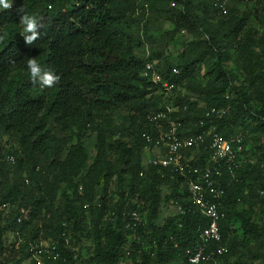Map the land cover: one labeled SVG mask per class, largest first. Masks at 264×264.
<instances>
[{
	"label": "trees",
	"instance_id": "trees-1",
	"mask_svg": "<svg viewBox=\"0 0 264 264\" xmlns=\"http://www.w3.org/2000/svg\"><path fill=\"white\" fill-rule=\"evenodd\" d=\"M217 1L169 0L167 19L174 28L160 37L149 31L148 22L145 28L141 24L139 15L146 10L143 0H16L11 10L0 11V130L16 134L21 142L20 151H7L8 156H15L14 161L4 157L0 147V205H11L7 218L0 211V256L4 253V231L9 228L16 240L26 241L24 248L29 241L42 237L41 229L43 237L52 235L61 241L62 231L71 227L74 235L80 232L91 238L95 249L91 264H121L119 257L127 237L124 224L128 220L123 209L141 210L133 201L139 193L149 220L139 225L137 233L151 243L144 248L133 241L136 249H143V264H149L156 252V264L172 259L178 264L214 263H192L187 259L195 249L197 228L205 227L209 221L189 206L187 177L158 165H146L142 156L146 134L156 131L148 114L166 110L169 99L177 109L168 115L179 119V131L204 134L199 163L209 156L210 138L206 133L212 124L224 135L241 133L243 154L250 140L264 149L260 142L264 137V27L259 32L247 25L248 15L239 21L234 14L224 19ZM239 2L257 6L264 0H230L227 14ZM22 6L25 12L43 17L41 35L32 46L26 45L20 35L23 13L18 10ZM182 30L194 37L185 41L184 48L174 56L176 37ZM138 44L143 53L136 51ZM28 57L54 70L61 77L60 83L52 88L34 83L27 70ZM147 59L162 60L159 64L164 77L176 82L172 95L157 92L158 85L143 75ZM174 67L180 73L175 74ZM199 74H207V80L200 81ZM181 87L185 91L181 92ZM123 106L136 112L124 116L128 124H133L131 127L105 123L114 110ZM211 106L228 110L221 117L205 120L204 110ZM199 119L204 123L199 124ZM94 126L100 130L94 161L87 164V152L76 160L71 148L62 159L67 141L58 142L52 130L74 129L82 135ZM114 135L119 138L113 139ZM127 135L128 142L122 139ZM69 167H84L86 171L80 178H66L62 171ZM125 169L131 175L127 189ZM142 170L145 175L140 174ZM223 172L226 175L219 209L225 216L219 221L221 240L210 242L209 251L216 250L220 243L236 251L237 245L247 246L251 239L264 246V222L257 224L246 211L237 210L239 202L246 199L245 188L250 187L254 195L259 189L264 192V158L242 163L237 180L226 170ZM115 175L121 202L107 197L108 183ZM103 180L100 205H95L91 199L96 194L94 188ZM165 203H171L175 213L158 225L155 221ZM177 204H182L183 213L176 210ZM115 206L118 216L114 222L107 215ZM88 207L93 215L91 221L86 219ZM21 215L24 220L19 223ZM233 217L240 220L244 237L240 241L231 237ZM149 228L153 231L148 232Z\"/></svg>",
	"mask_w": 264,
	"mask_h": 264
},
{
	"label": "built area",
	"instance_id": "built-area-1",
	"mask_svg": "<svg viewBox=\"0 0 264 264\" xmlns=\"http://www.w3.org/2000/svg\"><path fill=\"white\" fill-rule=\"evenodd\" d=\"M230 0H218L220 10L225 13L227 2ZM173 4V3H172ZM144 76L150 81L158 85L157 92L164 93L167 96L176 87V82L164 77V72L157 62L147 59ZM174 73H180L178 67L173 68ZM186 107V106H185ZM177 109V106L166 105V110L159 109L148 114V119L155 127L154 133H147V145L144 150H150V156L144 162L146 165H155L177 171L187 177L188 198L191 201L189 206L199 211L202 215L208 217L209 221L205 227L197 228V240L194 245V252L187 257L189 262L199 263L214 260L225 253L228 248L225 244L220 243L216 246V250L209 251V243L212 241L220 242L221 234L219 229V221L225 216L220 211V200L223 196V187L225 175L223 169L226 170L232 178L236 180L239 177L238 169L242 163L251 160L242 153L244 148V137L241 133L231 132L222 134L216 131L214 124L209 126L206 137H209V156L204 163H199L198 153L200 147L205 143V137L202 133L194 135L184 134L179 131V119H172L168 115L170 111ZM204 110V119L210 120L214 117L223 116L227 108L211 106ZM204 120L199 119V124H203ZM7 159L15 160L14 155H9ZM141 175L145 172L140 171ZM117 201V200H116ZM89 204L86 203L85 206ZM7 218L11 212V205L3 203L0 205V211ZM176 210L183 213L182 204L176 205ZM107 217L117 220V207L111 209ZM126 215L125 228L127 235L133 236L138 243L142 245L147 238H143L137 233V228L145 222V217L140 209H123ZM18 222L24 220V216H19ZM61 241L54 239L52 235L41 237L37 240H31L23 248L26 243L24 239L17 240L18 247L14 253H4L0 256V264H82V257L89 259L94 256V244L91 240L89 245L83 247L78 241L79 236L74 235L71 227L66 228L61 233ZM85 236V235H84ZM86 237V236H85ZM153 245L156 246V240L153 239ZM124 247V246H123ZM92 255V256H91ZM10 258L12 260H10ZM84 259V260H86Z\"/></svg>",
	"mask_w": 264,
	"mask_h": 264
},
{
	"label": "rangeland",
	"instance_id": "rangeland-1",
	"mask_svg": "<svg viewBox=\"0 0 264 264\" xmlns=\"http://www.w3.org/2000/svg\"><path fill=\"white\" fill-rule=\"evenodd\" d=\"M145 7V11L140 14L141 18V24L144 27L147 23V28H149V31L153 33L156 37H160L163 33H165L167 30H172L174 27L168 22L167 19V10L169 7L168 1L169 0H143ZM255 7L257 10L255 11ZM225 17L224 19H227L228 16L235 15L237 17V20L239 21L242 16L248 15L249 18L246 22L247 25L252 26L259 30V32L263 31V25H264V2L257 6H252L251 2L248 3H236L234 5V10L230 11L228 14L227 12L224 13ZM199 16H201L200 13H198ZM145 28V27H144ZM178 37H176L177 43L175 45V49L173 52L174 56H177V54L184 48L185 41L189 40L190 38L194 37L191 33L182 30L177 34ZM137 43V42H136ZM136 51L140 54L143 53V49L141 45L136 46ZM158 60V59H157ZM158 62H162V60H158ZM237 72V71H236ZM240 78L242 77L241 74H239ZM200 81L205 82L208 78L207 74H199L197 76ZM240 78L235 82L236 84L239 82ZM182 85V84H181ZM184 89L183 87L180 88V91L182 92ZM185 91V90H184ZM173 93H171L172 95ZM148 96L150 95L147 94ZM169 105L172 106L173 101L171 99L168 100ZM131 113V114H130ZM135 115L136 112L133 111L130 107L123 106L119 108L118 110H114L109 116H112V118H109L108 122L110 124H126L127 127H131L133 124H128L126 119L124 118L125 115ZM53 134L56 136V140L58 142H61L65 139L67 141V144H65L62 148V155L61 158L64 159L66 156L68 150L71 148L76 153V160H80L81 157L86 154L87 152V164H91L95 159L96 150L99 147V134L100 130L98 126H94L92 128H88L84 131L82 135H78L77 131L72 129L69 132L61 131L60 129H54L52 130ZM114 138H119L118 135H114ZM122 139L127 140V142L130 139V135H127L123 137ZM262 144H264V137L260 141ZM21 142L16 137V134H7L4 133L2 130H0V147H2V151L4 153V157H8V150L13 148H18L20 151ZM73 146L83 148H73ZM151 151L150 150H143V161L145 162L147 158L150 156ZM246 157H249L251 159V162H259L261 158H264V149H259L256 147L253 140H250L249 147L246 150V153H244ZM110 157L113 159L114 155L110 154ZM59 172L57 169L56 172ZM86 171V168H80V169H72L68 168L66 171H62L64 176L69 177L71 175L76 176V178L82 177V174ZM128 169H125L124 176L126 180L124 181V184H126V189L128 183H130L131 175L126 174ZM67 182V179L62 183V188L65 186ZM105 181L103 180L96 188H94V191L96 194L91 198L92 203L95 205H100L101 197L100 192L103 188V183ZM251 184V183H249ZM250 186V185H249ZM253 189V188H252ZM108 193L107 197L113 198V202H121L122 198L120 197L121 193H119V187L117 182V175H115L110 182L108 183ZM250 187H247L244 189V196L246 199L244 201L239 202L237 205V210L240 211H246L248 215H250L252 221H254L257 224H261L264 222V192L259 189L258 195H254L251 192ZM61 195V193H60ZM59 196V193H58ZM122 196V195H121ZM120 200L118 201V199ZM117 200V201H116ZM143 198L140 197V194L137 193L134 202L136 201L137 205L141 207V212H143V215L145 217V221L149 220V212L146 207V205L143 202ZM87 202V201H85ZM62 204V203H61ZM145 206H144V205ZM45 209V208H44ZM43 209V210H44ZM127 209V208H126ZM92 211V209H91ZM44 212V211H43ZM160 217L157 218L155 221L156 224L161 225L164 224L168 217L173 215L175 213V209L171 203H165L162 205L160 210ZM87 221H91L93 219L92 213H90V207L87 208ZM86 221V220H85ZM230 229H231V237L235 236L239 241L243 239V232L240 227V220L236 217H233L230 221ZM73 230V229H72ZM148 232L153 231L152 228H149L147 230ZM4 237H5V244H4V256H8L7 254L14 253V250L18 247V242L16 240L15 234H13L12 230L9 228L6 231H4ZM44 230L41 229V236L44 235ZM228 238L227 242L231 239ZM134 237L131 235H127L126 241L124 243V253L121 257H119V261L121 264H143L142 263V257H144L143 249H136L133 246ZM78 241L81 243L83 247L86 248V246L89 245V242H91V238L88 236H79ZM151 243L145 242L143 244L144 248L150 247ZM154 246V245H153ZM228 252V253H227ZM227 254H223L221 256L215 257L213 260V264H264V246L261 245L258 241L250 240V243L247 246L237 245L236 251H229L227 250ZM92 256V255H91ZM85 257V256H84ZM82 257L81 263L87 261V264H91V261L89 259H86ZM157 252L154 253L150 259L149 264H156L157 262ZM86 259V260H84ZM10 260H12L10 258ZM165 264H178L175 263V260L172 259L171 261L166 262ZM179 264H183L182 261Z\"/></svg>",
	"mask_w": 264,
	"mask_h": 264
},
{
	"label": "clouds",
	"instance_id": "clouds-1",
	"mask_svg": "<svg viewBox=\"0 0 264 264\" xmlns=\"http://www.w3.org/2000/svg\"><path fill=\"white\" fill-rule=\"evenodd\" d=\"M15 3L16 0H0V11L11 10ZM49 8H51V5H49ZM18 12L23 13L19 20V24L23 26V31L20 35L23 36L26 45L32 46L41 35V29L44 26L42 23L43 17H39L35 13L29 14L25 12L23 6L18 10ZM2 39L3 37H0V40ZM153 61L157 62V64L161 67L158 60ZM27 70L30 74L31 80L34 83L38 82L42 88H52L61 81L60 75L50 68L45 69L42 67L36 58H27Z\"/></svg>",
	"mask_w": 264,
	"mask_h": 264
}]
</instances>
